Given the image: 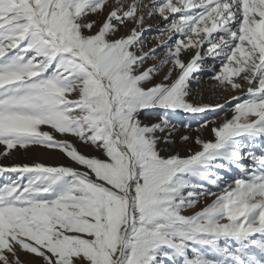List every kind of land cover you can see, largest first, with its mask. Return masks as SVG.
<instances>
[{"label":"snow or ice","instance_id":"1","mask_svg":"<svg viewBox=\"0 0 264 264\" xmlns=\"http://www.w3.org/2000/svg\"><path fill=\"white\" fill-rule=\"evenodd\" d=\"M0 146L68 161L0 165V264H264V0H0Z\"/></svg>","mask_w":264,"mask_h":264},{"label":"rangeland","instance_id":"2","mask_svg":"<svg viewBox=\"0 0 264 264\" xmlns=\"http://www.w3.org/2000/svg\"><path fill=\"white\" fill-rule=\"evenodd\" d=\"M159 18L150 21L153 24V28L155 29V25L158 22ZM124 32V29H121V33ZM153 35L152 32L145 33V37L149 38ZM155 44V40H150L147 47ZM160 77L158 76L157 79ZM214 81L210 80L207 76L203 78V82L200 85L193 84V88L197 89L196 95L193 97L194 100L199 101L201 98L204 102L210 103H225L229 100L230 97L233 96H242L243 93L239 91H232L230 89L220 90L218 88L213 87ZM202 93V97H201ZM235 103V101H233ZM231 104L227 105L225 108V112L227 113V117H231L232 113L230 111ZM210 116L222 117L223 113L217 111L215 113H210L208 117H205L200 114H187V113H179L172 117L173 123L176 125V130L174 131L171 139L174 141L172 144H161L162 147L165 148L166 153L169 151H179L181 155L187 154L189 149L197 150L199 148L198 145L195 144L194 138L199 135L204 139H213V134L211 132V126L204 128L200 131H197V126L203 121L205 118H209ZM141 119L145 123H153L158 120V117L154 114H144L141 116ZM188 124L191 127L185 128L184 125ZM163 135V134H161ZM188 135L192 137V139L187 142L181 141L180 137ZM58 138H61L58 136ZM68 140H71L73 143H76L79 149L84 153H91L99 156L100 154L95 151L91 146L85 145L83 143L78 142L74 137L67 136L64 137ZM0 151H3V146H0ZM51 151V152H50ZM49 153V154H47ZM20 161V162H19ZM33 161L45 162L47 164H60V163H68L66 157L58 150H47L43 147H30L27 151L25 150H14L12 154L7 158H0V165H11L15 163H31ZM235 174V173H234ZM25 259L32 260V257H25Z\"/></svg>","mask_w":264,"mask_h":264},{"label":"bare ground","instance_id":"3","mask_svg":"<svg viewBox=\"0 0 264 264\" xmlns=\"http://www.w3.org/2000/svg\"><path fill=\"white\" fill-rule=\"evenodd\" d=\"M51 152V151H50ZM47 154H49V153H47ZM20 162V161H19Z\"/></svg>","mask_w":264,"mask_h":264}]
</instances>
